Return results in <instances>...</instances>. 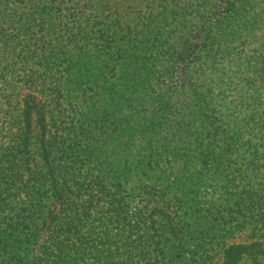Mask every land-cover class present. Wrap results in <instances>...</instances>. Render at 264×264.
<instances>
[{"label": "trees", "instance_id": "obj_1", "mask_svg": "<svg viewBox=\"0 0 264 264\" xmlns=\"http://www.w3.org/2000/svg\"><path fill=\"white\" fill-rule=\"evenodd\" d=\"M0 264H264V0H0Z\"/></svg>", "mask_w": 264, "mask_h": 264}, {"label": "rangeland", "instance_id": "obj_2", "mask_svg": "<svg viewBox=\"0 0 264 264\" xmlns=\"http://www.w3.org/2000/svg\"><path fill=\"white\" fill-rule=\"evenodd\" d=\"M225 86L226 85L224 83L221 86L219 84L218 88L224 89ZM238 92L240 93L239 90H237L236 88H234V86H232L229 88V93L227 92V94H228V96H230V98H233L236 95V93H238Z\"/></svg>", "mask_w": 264, "mask_h": 264}]
</instances>
